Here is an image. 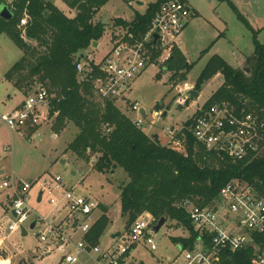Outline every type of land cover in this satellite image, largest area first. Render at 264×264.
Wrapping results in <instances>:
<instances>
[{
	"label": "trees",
	"instance_id": "1",
	"mask_svg": "<svg viewBox=\"0 0 264 264\" xmlns=\"http://www.w3.org/2000/svg\"><path fill=\"white\" fill-rule=\"evenodd\" d=\"M60 1L75 11L73 17L66 16L51 1L45 0H15L14 17L11 20L0 17V34H6L22 51V57L4 77L25 97L37 89L46 90L53 105L52 113H55L54 133L70 122L78 130L67 147L69 152L86 163L95 158L92 169L99 173L118 168L126 172L128 182L121 188L119 204L121 217L126 218L128 224L143 213L150 214L154 221L161 217L175 221L178 227L188 231L190 238L179 237L172 241L188 248L195 237L181 207L184 200L211 203L219 190L234 179L253 185L264 200V151L248 162H232L225 156L207 152L187 131L190 120L182 128L185 151H175L160 145L156 136L149 137L136 128L112 101L100 102L93 98L89 85L77 81L76 64L81 56L85 58L82 53L92 42L97 43L103 37L104 24L94 22V16L110 0ZM161 1L149 4L143 14L135 13L130 21L116 19L114 25L122 26L137 37L143 35ZM24 8L29 14L26 40L34 41L33 46L20 37L16 28ZM158 53L153 51L152 61ZM208 60L197 77L194 90L200 92L201 86L217 74L223 77V83L203 106L225 101L238 109L255 112L264 121V42L254 40V51L244 64L249 69L246 74L217 55ZM165 61L169 82L175 86L186 83L193 65L186 62L176 45ZM158 107L159 104L154 112L160 110ZM99 209L103 215L85 237L90 246L98 243L110 222L104 214L107 208L100 205ZM250 259L247 251H240L234 253L229 264H250Z\"/></svg>",
	"mask_w": 264,
	"mask_h": 264
},
{
	"label": "built area",
	"instance_id": "2",
	"mask_svg": "<svg viewBox=\"0 0 264 264\" xmlns=\"http://www.w3.org/2000/svg\"><path fill=\"white\" fill-rule=\"evenodd\" d=\"M14 1L0 0V7H5L13 17L17 13ZM157 8L143 35L137 37L127 29H121L120 35H113L110 49L103 57L97 61L86 57L77 62V81L89 85L93 98L100 102L112 101L115 106L116 101H123L134 78L153 64V51L160 48L170 51L175 45L174 39L194 16V11L185 0H162ZM28 22L29 14L24 8L16 28L25 41ZM175 88L179 89V84ZM192 89L184 85L178 106L186 104L187 92ZM124 105L137 115L131 122L142 130L143 118L147 114L140 113L138 103L126 101ZM203 105L196 108L188 119L190 125L186 127L195 143L205 151L225 156L232 162H248L261 155L264 151V121L255 112L238 109L225 101L206 108ZM52 111L51 99L46 90L40 88L1 118L9 130L29 132L35 139L41 136L38 129L43 124L51 125L55 114ZM152 114L157 120L163 116L161 110ZM153 125L151 121L148 128ZM182 128L165 130L168 136L166 147L173 145L184 149ZM4 150L11 149L5 147ZM30 186L31 183L16 181L13 177L0 182V189L10 192L9 213L12 220L8 223V232L20 230L32 216L35 227H42L37 240L44 246L43 253L57 252L63 264H82L80 255L94 259L97 264H136L130 261L129 255L138 244L145 243L150 251L157 249L156 234L152 230L156 221L148 213H143L128 226L125 235L117 238L119 244L101 249L97 245L90 246L85 239L98 219L94 212L99 209V203L76 194L73 189L64 186L59 176H54L52 188L48 190V204L52 206L50 213H55L48 219V216L36 215L27 205ZM54 191L62 192L59 199L52 197ZM181 207L195 240L188 248L179 246L178 257L173 261L169 259V264H179L180 259V264H229L234 253L240 251L251 255L250 264H264V200L258 196L253 185L234 179L219 190L211 203L187 199ZM181 228L186 233L182 238L189 239L188 231ZM77 234L80 236L78 239L75 238Z\"/></svg>",
	"mask_w": 264,
	"mask_h": 264
},
{
	"label": "rangeland",
	"instance_id": "3",
	"mask_svg": "<svg viewBox=\"0 0 264 264\" xmlns=\"http://www.w3.org/2000/svg\"><path fill=\"white\" fill-rule=\"evenodd\" d=\"M47 1V0H45ZM49 1V0H48ZM58 10L66 16L73 17L75 11L70 10L60 0H50ZM110 0L94 16V22L104 24L105 32L97 42L99 47H88L82 54L95 61L99 60L110 49V41L115 35H120L122 26L114 25L115 18H127L134 13H145L149 4L156 0ZM194 11L188 26L174 39L184 59L189 65H193L187 75L186 83H179V89L169 82L170 73L164 70L165 60L169 58L171 49H156L159 51L153 64L149 65L139 76L134 78L124 94L123 101H116L117 109L130 120L137 115L130 111L124 104L138 103L147 114L141 126L142 131L152 137L156 135L160 145L166 146L168 136L165 130L176 129L183 126L194 114L197 107L202 106L211 94L223 83V77L215 75L204 83L200 89L198 99L188 101L184 106H178V100L183 97L184 85L194 84L199 73L203 70L208 59L217 55L234 69L247 68L246 58L254 51V40L264 42V0H185ZM115 34V35H114ZM114 35V36H113ZM30 46L35 42L26 40ZM167 53V54H166ZM22 57V51L16 47L6 34H0V182L8 177L16 181H31L28 192V206L37 215L51 219L52 206L48 204L50 196L48 190L52 188V179L59 176L64 186L86 198H91L107 208L104 213L108 223L103 237L96 244L101 249L119 244L117 237L125 235L130 224L120 214L119 195L121 188L128 182V176L121 168L105 174L92 169L95 158L88 163L77 158L67 150L70 142L77 135L74 124H64L61 130L54 133L55 117L52 123L43 124L38 131L40 137L34 139L29 132L9 130L3 123L2 116L16 109L25 96L21 91L14 90L13 86L5 80L4 75ZM173 86V87H172ZM192 89V90H193ZM159 104L161 112H166L158 120L153 117ZM153 121L152 128H148ZM31 136V137H30ZM32 139V140H30ZM10 147V151L4 150ZM169 148L184 151L181 146L168 145ZM5 189H0V264H63L60 255L52 252L44 256V246L37 240V234L41 228L37 225L33 230L30 226L33 217L24 223L26 235L22 236L18 230L8 232V223L12 220L10 213L3 212L2 208H8L10 199L5 198ZM42 193L41 200L37 197ZM61 191H54L56 199L61 197ZM3 200V201H2ZM5 200V201H4ZM5 202V204H4ZM64 211L62 212V214ZM103 215L101 209L94 212L99 218ZM166 224L155 235L157 249L150 251L144 244H138L130 253V261L136 264H169L180 252V247L172 241L186 236V233L177 223L165 218ZM113 235V238L111 237ZM117 236V237H114ZM80 236H75L78 239ZM82 264H97L94 259L80 255ZM181 259L179 260L180 264Z\"/></svg>",
	"mask_w": 264,
	"mask_h": 264
},
{
	"label": "water",
	"instance_id": "4",
	"mask_svg": "<svg viewBox=\"0 0 264 264\" xmlns=\"http://www.w3.org/2000/svg\"><path fill=\"white\" fill-rule=\"evenodd\" d=\"M0 17L5 19V20H11L13 18L12 14L10 12H8V10L5 7H0ZM155 40H156V37H154L153 43H155ZM92 45L94 47H97L96 42H92ZM82 58H83V56L80 57V59H82ZM242 70L244 71L245 74L249 72L248 68H242ZM187 96H188V101H193V100H196L199 98L197 91H195L194 89L188 91ZM140 113L141 114L144 113L143 109L140 110ZM41 195H42V193H39L38 198H37L38 202L41 199ZM165 224H166L165 218L161 217V219H159V221H156L154 223V225L152 226L153 232L156 234L161 229V227H163ZM34 227H35V224L32 223L30 226V229L33 230ZM20 231H21L22 236L26 235V231L23 227L20 228Z\"/></svg>",
	"mask_w": 264,
	"mask_h": 264
},
{
	"label": "crops",
	"instance_id": "5",
	"mask_svg": "<svg viewBox=\"0 0 264 264\" xmlns=\"http://www.w3.org/2000/svg\"><path fill=\"white\" fill-rule=\"evenodd\" d=\"M48 1V0H47ZM50 1V0H49ZM128 4H130V3H128ZM135 14V13H134ZM134 14H132V16H129V17H127V18H122V17H120V18H115V19H122V20H124V21H130L131 19H132V17L134 16ZM96 45H97V47H99V45L96 43ZM97 47H95V48H97ZM189 64V63H188ZM217 75H219V74H217ZM198 93V95L200 94V92H197ZM200 96V95H199ZM20 104V103H19ZM18 104V105H19ZM17 105V106H18ZM17 106H16V108H17ZM15 109V108H14ZM8 114V113H7ZM163 114V116H166L167 114H166V112H163L162 113ZM153 136H156V135H153ZM4 172L3 171H1L0 172V174H3ZM29 183H31V181H28ZM6 192H5V198L4 199H8L9 198V194H10V192L8 191V190H5ZM38 198V197H37ZM41 200V199H40ZM3 201V200H2ZM5 201V200H4ZM4 204H5V202H4ZM9 205H8V208H6V209H4V208H2V210H3V212L5 213V211H7L8 213L10 212V210H9ZM126 232V231H125ZM121 236H123V235H121ZM121 236H119V237H121ZM102 237H103V235H102ZM111 237L113 238V235L111 234ZM114 237H117V236H114ZM118 238V237H117ZM44 256H48L47 254H44Z\"/></svg>",
	"mask_w": 264,
	"mask_h": 264
},
{
	"label": "bare ground",
	"instance_id": "6",
	"mask_svg": "<svg viewBox=\"0 0 264 264\" xmlns=\"http://www.w3.org/2000/svg\"><path fill=\"white\" fill-rule=\"evenodd\" d=\"M3 264H8V262H3Z\"/></svg>",
	"mask_w": 264,
	"mask_h": 264
}]
</instances>
